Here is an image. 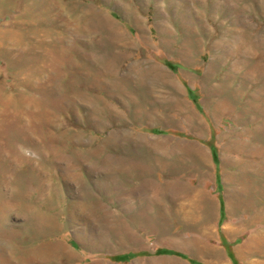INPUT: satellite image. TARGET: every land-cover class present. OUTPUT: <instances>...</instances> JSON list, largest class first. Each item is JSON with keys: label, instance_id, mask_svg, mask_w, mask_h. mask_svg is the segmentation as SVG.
I'll use <instances>...</instances> for the list:
<instances>
[{"label": "rangeland", "instance_id": "rangeland-1", "mask_svg": "<svg viewBox=\"0 0 264 264\" xmlns=\"http://www.w3.org/2000/svg\"><path fill=\"white\" fill-rule=\"evenodd\" d=\"M0 264H264V0H0Z\"/></svg>", "mask_w": 264, "mask_h": 264}]
</instances>
